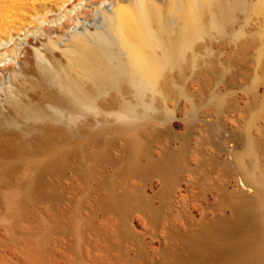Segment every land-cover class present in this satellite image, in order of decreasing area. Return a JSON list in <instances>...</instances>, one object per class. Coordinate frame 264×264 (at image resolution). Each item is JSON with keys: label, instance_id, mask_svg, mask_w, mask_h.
Listing matches in <instances>:
<instances>
[{"label": "rangeland", "instance_id": "1", "mask_svg": "<svg viewBox=\"0 0 264 264\" xmlns=\"http://www.w3.org/2000/svg\"><path fill=\"white\" fill-rule=\"evenodd\" d=\"M143 1L0 0V264H264V0Z\"/></svg>", "mask_w": 264, "mask_h": 264}, {"label": "bare ground", "instance_id": "2", "mask_svg": "<svg viewBox=\"0 0 264 264\" xmlns=\"http://www.w3.org/2000/svg\"><path fill=\"white\" fill-rule=\"evenodd\" d=\"M153 4V0H144L138 9V15L132 10H126L118 16L120 40L128 51L131 63L135 66L134 68L138 69L149 82H155L161 78L162 65L165 60H163L164 57L156 56L152 50V36L154 34L150 25L153 24L151 22L155 20L158 12L156 9L151 8ZM191 22L189 23L193 24Z\"/></svg>", "mask_w": 264, "mask_h": 264}]
</instances>
